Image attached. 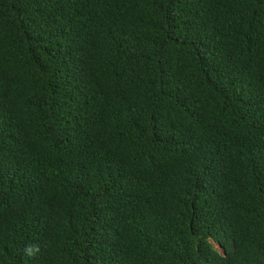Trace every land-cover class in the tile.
<instances>
[{
    "label": "trees",
    "instance_id": "obj_1",
    "mask_svg": "<svg viewBox=\"0 0 264 264\" xmlns=\"http://www.w3.org/2000/svg\"><path fill=\"white\" fill-rule=\"evenodd\" d=\"M0 264H264V0H0Z\"/></svg>",
    "mask_w": 264,
    "mask_h": 264
},
{
    "label": "clouds",
    "instance_id": "obj_2",
    "mask_svg": "<svg viewBox=\"0 0 264 264\" xmlns=\"http://www.w3.org/2000/svg\"><path fill=\"white\" fill-rule=\"evenodd\" d=\"M33 248H35L36 251H39V249H38L37 246H35V245H29V246H26V248H25V254L26 255H29V256L34 255L35 253L33 252Z\"/></svg>",
    "mask_w": 264,
    "mask_h": 264
},
{
    "label": "rangeland",
    "instance_id": "obj_3",
    "mask_svg": "<svg viewBox=\"0 0 264 264\" xmlns=\"http://www.w3.org/2000/svg\"><path fill=\"white\" fill-rule=\"evenodd\" d=\"M214 248L219 251V252H222V249L216 244V243H212Z\"/></svg>",
    "mask_w": 264,
    "mask_h": 264
}]
</instances>
